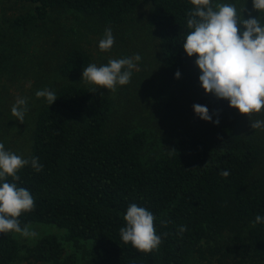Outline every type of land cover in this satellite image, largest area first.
<instances>
[{
	"label": "trees",
	"instance_id": "1",
	"mask_svg": "<svg viewBox=\"0 0 264 264\" xmlns=\"http://www.w3.org/2000/svg\"><path fill=\"white\" fill-rule=\"evenodd\" d=\"M25 1L33 3L34 10L16 17L15 26L42 20L50 10H73L105 26H119L128 23L140 2ZM148 1L162 67L167 75L175 76L191 58L183 42L190 32L187 20L193 6L189 0ZM237 2L211 0L213 7ZM90 61L89 54L77 46L65 49L57 67L62 79L54 92L57 100L52 105L46 101L39 109L31 151L25 158H37L43 169L37 172L29 163L17 173L20 180L6 177L34 199L33 210L18 217L21 227L31 222L51 224L66 230V239L74 244L89 241L84 260L80 263L73 254H65L53 235L23 247L13 232H6L0 233V264H15L22 258L46 264H190L192 253L204 256L206 237L225 230L232 234V241L264 264V220L255 223L257 215L264 217V176L251 178L262 161L261 146L219 121L175 138L163 155L143 162L146 131L113 125L110 98L78 81ZM3 72L0 61V77ZM163 104L167 113L173 112L172 101ZM196 104L206 106L212 117L229 105L202 89L188 108L198 120ZM223 171L229 175L222 176ZM132 204L155 217L162 243L151 253L139 252L121 240L120 229L126 227L124 216Z\"/></svg>",
	"mask_w": 264,
	"mask_h": 264
},
{
	"label": "rangeland",
	"instance_id": "2",
	"mask_svg": "<svg viewBox=\"0 0 264 264\" xmlns=\"http://www.w3.org/2000/svg\"><path fill=\"white\" fill-rule=\"evenodd\" d=\"M234 6L244 19L262 17L261 13L253 10L252 0H238ZM151 7L150 1L140 0L128 23L119 26H105L95 17L73 10H50L44 19L23 27L15 26L13 20L32 13L34 4L25 0H0V61L4 71L0 77V143L4 144L5 151L22 158L29 155L34 121L39 109L47 101L37 98L35 93L45 88L55 92L62 80L57 67L64 51L69 46H77L89 54L90 64L97 66L106 65L110 59L140 55L141 60L136 62L137 67L133 69L128 84L117 85L114 92L97 89L112 102L113 125H125L130 131H146L143 162L163 155L175 138L219 119L236 131L252 137L261 146L262 161L251 173V178L264 176V132L262 128L252 129L250 126L252 121L261 120L263 109L258 114L246 117L225 105L216 112L211 122L191 117L188 108L202 92L200 71L195 65L196 57L186 62L178 79L165 73L158 54V36L150 21ZM107 28L112 30L115 42L105 52L98 45ZM82 74L78 78L80 83L96 87L84 82ZM18 97L27 99L23 124L11 114ZM166 100L174 103L172 113L164 110L163 103ZM26 225L37 235L23 237L13 232V238L23 247L33 245L46 235H53L65 254H73L78 262H83L90 246L89 241L74 244L66 239V230L51 224L31 222ZM231 237L232 234L227 230L206 237L202 241L204 256L199 252L192 253L190 264H263L253 258L241 243L232 241ZM15 264L46 263L22 258Z\"/></svg>",
	"mask_w": 264,
	"mask_h": 264
},
{
	"label": "clouds",
	"instance_id": "3",
	"mask_svg": "<svg viewBox=\"0 0 264 264\" xmlns=\"http://www.w3.org/2000/svg\"><path fill=\"white\" fill-rule=\"evenodd\" d=\"M189 2L193 6L187 20L190 32L183 42V49L188 57H196L199 82L205 94L228 101L229 107L242 116L260 113L264 109V26L258 18L250 16L244 19L231 4L218 3L213 7L211 0ZM252 4L254 11L264 12V0H252ZM114 42L112 30L107 28L98 47L106 52ZM140 60V55L136 54L131 58L110 59L106 65L90 64L83 69L82 80L96 86L91 90L93 93L97 88L114 92L117 85L130 82L132 71L137 67L136 62ZM175 76L177 79L180 77L179 71ZM35 95L45 98L50 105L57 100L55 93L47 88L36 91ZM193 109L201 120L212 121L206 106L196 104ZM26 111L27 99L18 97L11 108L12 116L23 124ZM215 124H219V119ZM250 126L252 129L264 128V120L252 121ZM29 163L37 172L42 171L43 165L38 163L37 158H22L5 151L4 144L0 143V233L14 232L23 237L37 235L29 225L22 228L18 219L23 213L33 210L35 205L31 193L6 181V177L20 180L17 173ZM221 175L227 177L229 172L223 171ZM124 220L126 227L120 229L123 243L131 244L142 253H151L159 248L162 240L156 233L152 212L132 204ZM262 220L264 217L257 215L255 223ZM163 223L167 225V221ZM180 231L185 229L181 228Z\"/></svg>",
	"mask_w": 264,
	"mask_h": 264
}]
</instances>
